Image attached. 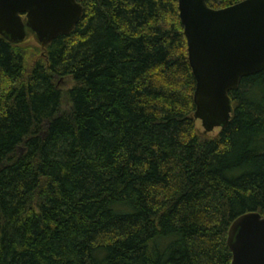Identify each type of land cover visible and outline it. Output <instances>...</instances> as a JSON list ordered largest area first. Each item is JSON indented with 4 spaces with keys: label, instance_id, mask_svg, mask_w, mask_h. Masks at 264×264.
I'll return each mask as SVG.
<instances>
[{
    "label": "trees",
    "instance_id": "trees-1",
    "mask_svg": "<svg viewBox=\"0 0 264 264\" xmlns=\"http://www.w3.org/2000/svg\"><path fill=\"white\" fill-rule=\"evenodd\" d=\"M77 1L43 48L0 36V264H231L264 216V69L209 137L177 0Z\"/></svg>",
    "mask_w": 264,
    "mask_h": 264
},
{
    "label": "water",
    "instance_id": "water-1",
    "mask_svg": "<svg viewBox=\"0 0 264 264\" xmlns=\"http://www.w3.org/2000/svg\"><path fill=\"white\" fill-rule=\"evenodd\" d=\"M177 3L195 79L193 116L207 134L229 122V92L239 80L264 69V0H241L222 8H212L206 0ZM82 10L77 0H0V36L21 43L29 28L43 48L72 31ZM226 243L231 264H264V216H238Z\"/></svg>",
    "mask_w": 264,
    "mask_h": 264
},
{
    "label": "rangeland",
    "instance_id": "rangeland-1",
    "mask_svg": "<svg viewBox=\"0 0 264 264\" xmlns=\"http://www.w3.org/2000/svg\"><path fill=\"white\" fill-rule=\"evenodd\" d=\"M21 43H25V44H27V45H35V44H38L39 42H38L36 36H35L34 34H32V33L29 32V33L27 34L26 39H25L24 41H22ZM64 85H66V86H71V81H70V79L66 78L65 81H64ZM196 126H197V129H198L200 132H203L202 127H201L199 121L196 122ZM218 132H219V128H215L213 131H211V132H209V133H207V134H205V135H207V136H209V137H214V136H216V135L218 134Z\"/></svg>",
    "mask_w": 264,
    "mask_h": 264
},
{
    "label": "flooded vegetation",
    "instance_id": "flooded-vegetation-1",
    "mask_svg": "<svg viewBox=\"0 0 264 264\" xmlns=\"http://www.w3.org/2000/svg\"><path fill=\"white\" fill-rule=\"evenodd\" d=\"M24 21H25V20H24ZM26 30H27V34H28L29 32L32 33L31 30H30L29 28H27ZM32 34H33V33H32Z\"/></svg>",
    "mask_w": 264,
    "mask_h": 264
}]
</instances>
